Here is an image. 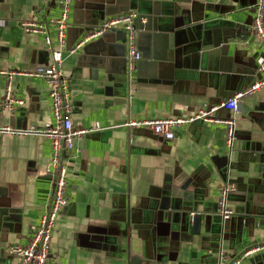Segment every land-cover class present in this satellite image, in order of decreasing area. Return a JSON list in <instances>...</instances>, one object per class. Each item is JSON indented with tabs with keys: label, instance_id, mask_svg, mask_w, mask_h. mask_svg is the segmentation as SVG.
Returning a JSON list of instances; mask_svg holds the SVG:
<instances>
[{
	"label": "crops",
	"instance_id": "1",
	"mask_svg": "<svg viewBox=\"0 0 264 264\" xmlns=\"http://www.w3.org/2000/svg\"><path fill=\"white\" fill-rule=\"evenodd\" d=\"M87 1H72V25ZM138 1L191 42L203 39L207 22L212 39L214 29L230 28L235 36L220 46L226 52L217 50V70L179 69L172 77L135 70L131 84L90 66L81 49L64 52L75 125L103 129L75 139L70 201L57 218L47 264H128L133 256L146 259L143 264H214L221 249L234 256L264 240V85L241 96L238 110L217 112L236 120L231 154L225 123L195 121L173 139L123 125L130 118L183 116L249 90L261 77L257 60L264 55V38L252 26L256 0ZM61 11L58 0H0V102L8 81L2 71H32L52 58L44 35L27 32L22 22H47ZM50 33L55 38L53 26ZM12 86L25 103L0 106V126L29 129L54 121L43 78L14 74ZM51 154L44 135L0 134V264L17 263L8 247L29 243L50 203ZM228 179L236 185L230 196L235 215L224 221L218 200ZM193 212L200 214L197 225ZM242 264H264V253Z\"/></svg>",
	"mask_w": 264,
	"mask_h": 264
},
{
	"label": "built area",
	"instance_id": "2",
	"mask_svg": "<svg viewBox=\"0 0 264 264\" xmlns=\"http://www.w3.org/2000/svg\"><path fill=\"white\" fill-rule=\"evenodd\" d=\"M58 1L62 7L59 17L52 18L47 22L34 19L22 22L27 32L33 34L42 33L44 35V43L51 51L52 58L50 63L39 66L32 71H16L13 69L2 71L8 77V81L0 106L13 109L16 105H24L25 99L13 94L12 80L14 74H27L43 78L48 83L51 109L54 117V121L48 122L44 127L18 129L11 126H0V134L44 135L50 139L52 148L49 171L53 178V186L50 203L41 215L29 243L26 245L13 243L8 247L9 253L17 260L16 264L48 263L51 253V238L56 229L57 218L70 201L68 194L69 154L74 149L75 139L84 137L94 130L103 129V126L98 123L94 126L78 127L75 125L72 117L73 105L70 99L69 77L64 72V52L66 50L71 53L77 52L87 42L101 36L106 31L120 28L126 31L127 79L130 84L133 81V73L136 70L137 61L141 58V51L137 46V30L135 29V22L139 17L137 10H129L107 16L93 31L79 38L68 48V32L72 26L70 13L73 0ZM51 26L55 28V38L50 33ZM252 26L255 35L259 38H264V0H256ZM257 62L261 77L245 92H239L215 105H201L183 116L130 118L123 125L129 128L149 127L162 134L166 139H173L176 136V130L186 127L195 121L225 123L227 127L226 146L231 154L236 140V120L234 118L220 117L217 112L221 108L238 110L241 96L252 93L264 85V55L260 56ZM235 190L236 185L231 179H228L221 188L217 212L224 220L229 219L234 212L230 205V196ZM192 214L194 215L195 212ZM258 253H264V240L243 248L234 256L221 249L214 264H242ZM146 264L153 263L148 262Z\"/></svg>",
	"mask_w": 264,
	"mask_h": 264
},
{
	"label": "water",
	"instance_id": "3",
	"mask_svg": "<svg viewBox=\"0 0 264 264\" xmlns=\"http://www.w3.org/2000/svg\"><path fill=\"white\" fill-rule=\"evenodd\" d=\"M131 9L139 12L135 29L141 58L137 61L136 70L146 72L149 77H172L179 69L217 70V50L226 52L227 47L220 46L228 43L229 37L235 36L230 28L222 31L214 29V39H212L209 33L213 28L207 22L203 39L191 42L188 37L183 36L182 31L175 28L173 23L163 24L161 16L151 8L141 7L138 0H88L79 11L74 25L69 28L68 48L79 36L93 31L107 16ZM144 37L147 42L142 45L140 41ZM209 45L213 47L206 48ZM81 56L89 61L92 67H103L108 72L127 78L126 31L120 28L106 31L87 42L81 49ZM218 69L222 71V65ZM199 215L195 213L192 218L195 225L198 224ZM145 261L143 257L133 256L129 258L128 264H143Z\"/></svg>",
	"mask_w": 264,
	"mask_h": 264
},
{
	"label": "flooded vegetation",
	"instance_id": "4",
	"mask_svg": "<svg viewBox=\"0 0 264 264\" xmlns=\"http://www.w3.org/2000/svg\"><path fill=\"white\" fill-rule=\"evenodd\" d=\"M231 205V204H230ZM232 207V206H231ZM232 209H233V207H232ZM234 210V209H233ZM235 215V211L233 212V214L229 217V219L232 217V216H234ZM224 220V219H223ZM226 220H228V219H225L224 221H226Z\"/></svg>",
	"mask_w": 264,
	"mask_h": 264
}]
</instances>
